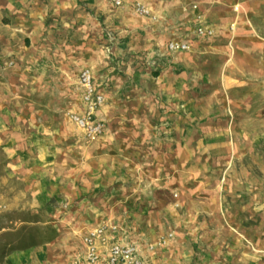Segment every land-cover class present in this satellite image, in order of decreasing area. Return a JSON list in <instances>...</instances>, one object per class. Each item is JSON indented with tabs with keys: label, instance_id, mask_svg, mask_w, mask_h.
<instances>
[{
	"label": "rangeland",
	"instance_id": "1",
	"mask_svg": "<svg viewBox=\"0 0 264 264\" xmlns=\"http://www.w3.org/2000/svg\"><path fill=\"white\" fill-rule=\"evenodd\" d=\"M51 1L0 0V264L25 249L22 264L84 261L81 234L113 220L135 227L148 264H264V0H200L225 11L201 37L217 46L157 70L143 42L83 27L90 0H56L72 20L50 10L47 46L20 49L25 9ZM157 8L138 15L164 29ZM83 47L106 59L110 129L90 142L72 117Z\"/></svg>",
	"mask_w": 264,
	"mask_h": 264
},
{
	"label": "crops",
	"instance_id": "2",
	"mask_svg": "<svg viewBox=\"0 0 264 264\" xmlns=\"http://www.w3.org/2000/svg\"><path fill=\"white\" fill-rule=\"evenodd\" d=\"M132 0H126L124 6L117 7L115 6L111 0H90L88 3L90 6L96 8L95 14H89L85 9H83V16L81 17L83 20V27H88V25H94L97 32L99 33L101 38V34L103 33L102 27L105 25L106 30L105 33L108 38L113 37V42L121 41L122 43L126 42H134L135 40H139L143 42L144 46H148L146 49V61L153 65L156 70L157 69H167L174 68L185 65L186 58L184 56L185 53L189 51V49L200 50L209 48L210 45L217 46L212 44L211 41H204L201 37L195 35L190 31V22H195L197 15L203 14L204 20L206 23H210L212 25L215 24L217 20V15L220 17L224 16L225 11L222 8H218V13H215L214 6H211V3H208L207 6L203 1L200 0H176L174 9L169 10V8H165L162 6L164 3H160L161 8H157L156 1L148 0L149 4L154 9V6L161 12V23L165 28H161L159 30H155V27L152 28V25L148 18L144 16L138 15L137 12L134 11L132 5ZM165 5H166V0ZM242 1H239L240 4ZM197 3V6L194 4ZM60 4L56 2V0H52L49 3V6L41 7L39 5L36 8L25 9V17L23 20V24H21L15 31V35L18 36L20 49H23L24 46L27 48L29 45L31 48L29 50H34L39 45L40 48L47 46V35L45 31V23L47 21V16L50 14L51 10L52 14L57 16L56 19H61L63 23H68L72 20L73 15L70 9V3L63 4L62 8L59 6ZM98 14H102L101 17ZM104 23L101 24L100 21ZM215 26V25H214ZM216 27V26H215ZM229 28V27H228ZM217 29V27H216ZM219 28L217 29V31ZM228 30V29H227ZM231 30H229L230 32ZM222 32V31H221ZM7 28L5 27V23L3 20H0V43L2 41H6ZM160 33L161 41L158 43L156 40H153L155 34ZM230 34H228L229 36ZM42 39H41V38ZM172 38L177 39H185L187 40L191 47L187 50H177L170 51L168 49V41ZM203 40V41H202ZM157 43H156V42ZM30 42V44H28ZM39 42V44L37 43ZM209 42V43H208ZM36 47V48H35ZM146 48V47H145ZM115 49V48H114ZM36 57L34 54L32 55ZM134 56H143L142 54L134 53ZM106 59L102 53L97 54V56L89 57L86 52V48L83 47V58L78 60L79 66L76 68V73L74 71L70 72L74 75L72 81L76 86H78V98H79V109L78 111H82L84 108V103L82 99V87L79 84L78 76L79 71L82 67L89 66L92 68L96 80L98 84L106 91L107 88L102 81H100L97 77V69L102 66H105ZM78 70V71H77ZM74 72V73H73ZM106 104V103H105ZM105 105L103 107V110ZM110 129V124L108 123L106 130L99 135L97 138L99 139L101 136L108 133ZM92 141V140H91ZM90 142V141H89ZM99 182H106L105 179L99 177ZM112 222H116L120 230L118 234L122 239L125 240H136L134 233L135 227L133 225H128L127 223H122L120 221L113 220ZM87 228L79 237V248L84 249L83 244V235L89 230ZM33 249H25L20 253H11L7 257L5 264H22V260H30L33 256ZM144 255V254H143ZM145 257V255H144ZM68 264H100V263H89L87 261H73ZM145 264H148V259L145 258Z\"/></svg>",
	"mask_w": 264,
	"mask_h": 264
},
{
	"label": "built area",
	"instance_id": "3",
	"mask_svg": "<svg viewBox=\"0 0 264 264\" xmlns=\"http://www.w3.org/2000/svg\"><path fill=\"white\" fill-rule=\"evenodd\" d=\"M111 1L117 7L124 6L126 3V0ZM131 5L134 11L139 14L157 16L148 0H132ZM194 6H197V3ZM191 31L199 37H209L215 34L216 27L206 23L203 14L199 13ZM167 45L170 51L187 50L191 47L187 40L177 38L170 39ZM78 80L82 87L84 108L81 112H74L72 117L81 131V137L86 141H91L107 128L108 122L103 112L107 93L98 84L95 74L89 66L80 69ZM119 230V225L112 221L102 222L91 227L83 235L82 255L84 260L100 264H145V257L140 245L134 240L122 239L118 234Z\"/></svg>",
	"mask_w": 264,
	"mask_h": 264
}]
</instances>
